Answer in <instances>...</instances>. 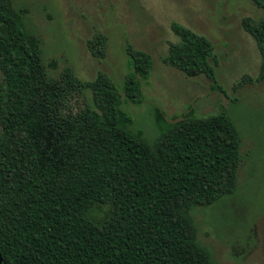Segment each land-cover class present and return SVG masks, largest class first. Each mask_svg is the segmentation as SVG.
<instances>
[{"label": "trees", "instance_id": "obj_1", "mask_svg": "<svg viewBox=\"0 0 264 264\" xmlns=\"http://www.w3.org/2000/svg\"><path fill=\"white\" fill-rule=\"evenodd\" d=\"M26 12L0 0V264H214L192 211L236 192L241 132L232 117L190 108L169 121L156 107L167 127L147 140L122 106L143 101L151 55L131 50L122 90L102 71L56 79ZM242 26L262 81L264 19ZM171 28L179 41L164 61L223 92L212 42L179 22ZM106 42L96 33L88 47L102 57ZM253 80L245 74L239 85ZM87 91L90 102L74 106Z\"/></svg>", "mask_w": 264, "mask_h": 264}, {"label": "rangeland", "instance_id": "obj_2", "mask_svg": "<svg viewBox=\"0 0 264 264\" xmlns=\"http://www.w3.org/2000/svg\"><path fill=\"white\" fill-rule=\"evenodd\" d=\"M12 1L27 11L24 25L39 37L43 62L56 79L71 71L88 81L102 71L122 90L131 70V50L151 55L153 67L142 84L143 101H125L122 106L133 119L132 128L141 130L147 140L153 141L167 127L157 108L169 121L190 108L196 115L226 111L232 117L241 132L236 192L213 205L197 206L192 215L198 241L214 264H264V80H255L261 56L255 39L242 26L245 17L256 23L264 19L260 0ZM173 22L212 42L223 92L214 89L209 77H187L164 61L170 44L179 41ZM96 33L107 38L102 57L88 47ZM245 74L254 80L239 85ZM90 100L87 91L73 105Z\"/></svg>", "mask_w": 264, "mask_h": 264}, {"label": "water", "instance_id": "obj_3", "mask_svg": "<svg viewBox=\"0 0 264 264\" xmlns=\"http://www.w3.org/2000/svg\"><path fill=\"white\" fill-rule=\"evenodd\" d=\"M2 261V259H1V255H0V262Z\"/></svg>", "mask_w": 264, "mask_h": 264}]
</instances>
